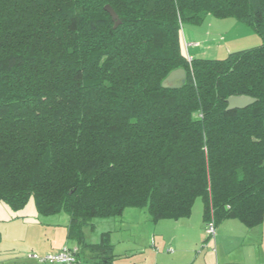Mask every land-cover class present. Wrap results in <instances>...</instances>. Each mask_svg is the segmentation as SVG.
Here are the masks:
<instances>
[{"label":"trees","instance_id":"obj_1","mask_svg":"<svg viewBox=\"0 0 264 264\" xmlns=\"http://www.w3.org/2000/svg\"><path fill=\"white\" fill-rule=\"evenodd\" d=\"M208 16L262 45L186 55L182 26ZM179 69L185 86L164 89ZM232 96L257 103L228 111ZM31 198L78 240L127 208L188 218L199 198L206 223L263 224L264 0H0V203ZM88 247L108 255L109 234Z\"/></svg>","mask_w":264,"mask_h":264},{"label":"rangeland","instance_id":"obj_2","mask_svg":"<svg viewBox=\"0 0 264 264\" xmlns=\"http://www.w3.org/2000/svg\"><path fill=\"white\" fill-rule=\"evenodd\" d=\"M182 38L186 55L207 60H224L231 53L262 45L261 37L252 27L234 18L217 19L213 16L206 17L200 24H184ZM191 61L188 58V62ZM202 209L203 201L199 198L195 202L194 218L198 216L199 219ZM170 222L172 221L153 222L146 209L127 208L120 217L94 219L83 229V238L80 241L68 237L70 220L66 213L45 216L39 213L34 198L20 210L0 203V264H40L37 258L57 253L65 247L77 248L79 261L83 263L86 259L89 262L98 259L103 261L107 255L92 251L88 246L100 243L106 234L110 235L117 255H125L127 251L140 247L130 257L142 259L149 254V251L144 253V250L151 249L152 240L160 244L163 235L176 234L175 230L169 228ZM218 226L216 225V232ZM263 227L264 223L258 228L262 230ZM207 238L205 234L204 242ZM249 243L248 240L244 247L239 248V244H235L234 249L232 248L236 252L234 258L240 257L243 252L246 257L247 252L254 249L253 257H257L256 250L260 251V261L264 264L262 244L258 243L253 247ZM136 251L140 252L133 255Z\"/></svg>","mask_w":264,"mask_h":264},{"label":"crops","instance_id":"obj_3","mask_svg":"<svg viewBox=\"0 0 264 264\" xmlns=\"http://www.w3.org/2000/svg\"><path fill=\"white\" fill-rule=\"evenodd\" d=\"M201 211L199 219L198 216L194 218V204L190 217L180 220H171L172 222H170L171 224H168V226L170 229L175 230L176 234L163 235V240L160 243L161 245L155 242V240H152L151 249L144 250V253L149 251V254L145 258L135 259V256L130 257V255L132 256V252L140 247L132 251H127L125 255H117L115 253V245L111 244L109 235V244L112 249L103 261H99L98 259L97 261L89 262V260L86 259L85 263H83V261H79L78 258V262L79 264H262L260 261L261 252L258 250H256L257 257H253L252 254H254V249H252L247 252L246 257L245 252H243L238 258H234L236 252L232 250L235 244H237V246L239 244L237 248L244 247L248 240L250 241L249 245L253 247L255 244L261 243L263 249L264 227L262 230L258 228L262 224L254 228H247L237 219H228L219 224L215 238H209L207 236L208 238L204 242L206 234L204 204ZM196 214H198V210ZM161 222L162 221H159V223ZM244 236H246V238ZM103 240L104 236L100 243H102ZM100 243L92 245H98ZM201 243H203V245L199 248ZM157 244L158 246H156ZM256 248L258 249L259 247L257 246ZM139 252L140 251H136L133 255ZM96 259L97 257L95 260Z\"/></svg>","mask_w":264,"mask_h":264},{"label":"water","instance_id":"obj_4","mask_svg":"<svg viewBox=\"0 0 264 264\" xmlns=\"http://www.w3.org/2000/svg\"><path fill=\"white\" fill-rule=\"evenodd\" d=\"M105 10L110 14L112 21L114 22L115 29L121 25V21L111 6H106ZM187 81V73L184 69L173 71L162 83L164 89L177 90L185 86ZM228 111L243 110L255 103L257 99L250 96H232L227 100Z\"/></svg>","mask_w":264,"mask_h":264},{"label":"built area","instance_id":"obj_5","mask_svg":"<svg viewBox=\"0 0 264 264\" xmlns=\"http://www.w3.org/2000/svg\"><path fill=\"white\" fill-rule=\"evenodd\" d=\"M206 234L209 238H215L216 235V224L214 217L206 223ZM78 252L77 248L65 247L57 253L48 254L44 257H35L39 260L40 264H79L78 262Z\"/></svg>","mask_w":264,"mask_h":264}]
</instances>
